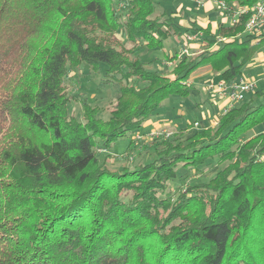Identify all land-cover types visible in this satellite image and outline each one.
Returning <instances> with one entry per match:
<instances>
[{"label": "trees", "instance_id": "trees-1", "mask_svg": "<svg viewBox=\"0 0 264 264\" xmlns=\"http://www.w3.org/2000/svg\"><path fill=\"white\" fill-rule=\"evenodd\" d=\"M158 6L0 0V264H264V130L248 137L264 124V100H246L184 140L174 136L183 132L155 139L156 156L133 168L101 160L169 96L189 97L199 68L231 83L264 47V35L246 32L247 15L184 27L155 16ZM189 35L200 48L176 53L170 74L140 55ZM83 65L118 82L107 119L67 89L69 70ZM214 162L227 165L207 182L181 178Z\"/></svg>", "mask_w": 264, "mask_h": 264}, {"label": "rangeland", "instance_id": "rangeland-1", "mask_svg": "<svg viewBox=\"0 0 264 264\" xmlns=\"http://www.w3.org/2000/svg\"><path fill=\"white\" fill-rule=\"evenodd\" d=\"M159 1V6L157 7L156 15H160L166 12L167 15H177L175 20L179 23L191 25V21H188L190 15L187 16L185 8V0H157ZM182 3L184 7V13L178 12V7ZM192 3V4H191ZM193 8V15L199 14L203 15L204 9L195 5L191 2ZM215 9H218L216 3ZM190 5L188 7H190ZM127 6V5H126ZM199 8H197V7ZM123 8V5H120ZM216 21L219 19V15H216ZM201 19V18H200ZM203 23H200L201 26ZM219 24V23H218ZM200 25H198L200 27ZM117 38L124 41L126 45L128 44L124 33L120 32L117 34ZM189 41L185 38H171L165 41L164 49H148L143 46L140 48L139 52L141 57L148 63L149 68L159 70L161 69L166 74H170L173 69L175 62L171 61L172 57L178 53L182 55L183 53H195L196 49L189 48L184 43ZM187 51V52H186ZM193 90L191 95L187 98H182L179 96H169L162 104V106L157 109L153 116L145 121L143 127L134 133H129L127 137L121 139L110 151H100L101 160L106 157V162L113 169H122L124 166L135 167L138 164L146 163L152 160L156 156L155 148L158 143L155 139L165 137L163 135H173L177 132H183L182 136H176L178 140H184L192 136L196 131L201 130L206 127H211V123L215 119L207 120L204 112L219 113L218 101L210 99V97L205 96L202 89L200 88V79L198 77L192 78ZM67 89L70 94L75 98L78 97V93H84V95L91 101L93 105H97L101 108L100 118L107 119L109 117L108 111L111 103L116 100L119 95L118 82H110L107 80L103 74L96 75L91 72V70L83 65L79 69L69 70L68 77L66 78ZM210 85V84H209ZM207 91H212L209 89ZM264 88V86H263ZM194 90L200 91L202 97L196 99L194 96ZM258 92V91H256ZM253 93V94H256ZM259 96H264V92L260 91ZM74 98V99H75ZM259 98V97H258ZM248 99V97H247ZM241 104V103H240ZM70 112L77 116L78 119L82 116V107L76 101L71 102ZM207 120V121H206ZM148 121L151 122L150 125H145ZM153 123H158L160 127L154 129ZM195 123H199L197 126ZM218 124V123H217ZM216 124V125H217ZM216 125L212 126L215 127ZM264 125V124H263ZM256 127L248 137L258 134L260 131L264 130V126ZM154 129V130H152ZM153 133H159V136H152ZM140 137V138H138ZM168 137V136H166ZM131 139L135 140V149L128 152L126 149ZM213 165L203 167V176L190 173L186 169L180 170L181 178L187 180L188 182H207L210 180L216 172L223 169L227 164L218 165L215 162ZM130 194H126L125 199H127Z\"/></svg>", "mask_w": 264, "mask_h": 264}, {"label": "crops", "instance_id": "crops-1", "mask_svg": "<svg viewBox=\"0 0 264 264\" xmlns=\"http://www.w3.org/2000/svg\"><path fill=\"white\" fill-rule=\"evenodd\" d=\"M205 2L204 5L199 6L202 7L204 9V13L203 15H193L191 11H193L192 5H190L191 2H193L195 5L197 4L194 0H185V8L187 7L186 10V14L187 16H189L188 21L191 22H196L198 25H200V23H203V26H206L209 22L213 23V25L216 27L218 23H225L228 24L229 22V18L227 16V14H225L224 12L220 11L219 8L215 9V1L213 0H203ZM192 4V3H191ZM182 3L179 5L178 7V12L176 13H184V7H183ZM190 5V7H188ZM197 7V6H196ZM197 7V8H199ZM216 15H219V19L218 21H216ZM174 18H176L177 15H173ZM201 18V19H200ZM184 27H188L187 24H182ZM190 26V25H189ZM201 26V25H200ZM178 39V38H175ZM183 39V38H182ZM186 46H188L189 48L192 49H196L198 50L200 48V41L199 40H194V41H186L184 43ZM187 52V51H186ZM198 77L200 79V88L202 89L203 93L205 94V96L210 97V99L214 100V101H218V107H219V113H212V112H204V115L206 116L207 120H211V119H215L214 122H212L210 125L211 127L216 125L220 119V117L223 115V110L224 108L228 105V101L226 100V98L223 97H218L213 91H207L208 85H209V89L211 85L217 84L218 82L221 81L220 76L215 75L212 72L211 67L209 66H205V67H201L199 68L190 78V83L192 84V78ZM243 78H245L246 80H254L258 82V93L257 94H250L248 95V99L246 100H250L252 99L253 101H262L264 100V96H259L260 95V91L264 92V47L256 54L255 58L253 59V61L244 68L243 70V74L242 76ZM194 96L196 99H199L200 97H202V94H200V91H195L194 90ZM259 97V98H258ZM245 100V101H246ZM244 101V102H245ZM206 120V121H207ZM151 122L148 121L145 125H150ZM154 125V129H158L160 127V125L158 123H153ZM264 126V125H263ZM152 129V130H154ZM264 129V128H263Z\"/></svg>", "mask_w": 264, "mask_h": 264}, {"label": "built area", "instance_id": "built-area-1", "mask_svg": "<svg viewBox=\"0 0 264 264\" xmlns=\"http://www.w3.org/2000/svg\"><path fill=\"white\" fill-rule=\"evenodd\" d=\"M197 5L205 4L203 0H194ZM215 1V0H213ZM220 11L227 14L231 25H235L242 15H247L248 19L245 24L247 33L264 35V0H260L253 7L230 8L223 1H215ZM189 41L197 39L196 35H189L186 38ZM210 89L218 96L226 98L228 105L224 108L223 114L229 111L234 106L243 103L248 95L253 94L258 89V82L254 80H246L243 77L236 81L226 83L220 81L217 84L211 85ZM199 123H195L197 126ZM159 133H153L152 136H159ZM169 136V135H166ZM140 138V137H138Z\"/></svg>", "mask_w": 264, "mask_h": 264}]
</instances>
